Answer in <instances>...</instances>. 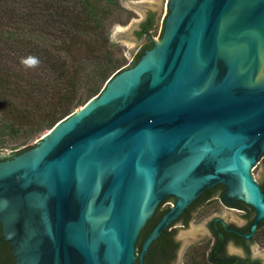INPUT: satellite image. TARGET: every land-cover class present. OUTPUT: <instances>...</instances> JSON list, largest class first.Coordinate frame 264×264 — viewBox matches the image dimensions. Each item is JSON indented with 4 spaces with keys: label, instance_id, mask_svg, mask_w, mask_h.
Instances as JSON below:
<instances>
[{
    "label": "water",
    "instance_id": "95a60500",
    "mask_svg": "<svg viewBox=\"0 0 264 264\" xmlns=\"http://www.w3.org/2000/svg\"><path fill=\"white\" fill-rule=\"evenodd\" d=\"M167 9L161 37L133 66L32 147L0 152V224L14 264H142L217 183L255 209L252 230L264 218L253 175L264 153V0H168ZM167 197L174 206L137 253ZM179 234L183 247L205 222Z\"/></svg>",
    "mask_w": 264,
    "mask_h": 264
},
{
    "label": "trees",
    "instance_id": "16d2710c",
    "mask_svg": "<svg viewBox=\"0 0 264 264\" xmlns=\"http://www.w3.org/2000/svg\"><path fill=\"white\" fill-rule=\"evenodd\" d=\"M125 1L137 0H0V149L16 155L32 147L28 141L98 95L153 47L154 13L140 23L136 34L144 43L130 63L111 40V29L134 17ZM161 215L157 209L141 230L137 253ZM162 238L164 233L150 244L142 264H155ZM0 264H14L1 224Z\"/></svg>",
    "mask_w": 264,
    "mask_h": 264
},
{
    "label": "flooded vegetation",
    "instance_id": "af4514ba",
    "mask_svg": "<svg viewBox=\"0 0 264 264\" xmlns=\"http://www.w3.org/2000/svg\"><path fill=\"white\" fill-rule=\"evenodd\" d=\"M260 160H264V153L258 163ZM256 181L264 192V181ZM225 193L223 183L205 189L162 231L164 238L154 256L155 264H264V239L260 238L264 235V218L252 230L255 209L241 199L226 197ZM175 202L174 197H167L156 210L163 215ZM226 213H233L238 221L226 219ZM196 218L205 219V235L182 247L183 236L179 232Z\"/></svg>",
    "mask_w": 264,
    "mask_h": 264
},
{
    "label": "rangeland",
    "instance_id": "374dc122",
    "mask_svg": "<svg viewBox=\"0 0 264 264\" xmlns=\"http://www.w3.org/2000/svg\"><path fill=\"white\" fill-rule=\"evenodd\" d=\"M168 0H137L125 1L124 5L131 9L134 17L125 25H115L110 32L111 40L116 43L123 50V55L127 59V64L132 60L133 54L144 43V38H139L136 32L139 30L140 23L145 20L149 13H154L156 20V27L153 32V39L158 40L161 36L162 25L165 17L168 14L167 9ZM77 108L75 111H77ZM50 131V130H49ZM49 131L44 132L39 137L28 141L29 145L35 144L44 137ZM11 145L10 143H8ZM2 153H10V148L0 149ZM264 171V160H260L254 170V177L259 180ZM199 228H203L205 219L197 218Z\"/></svg>",
    "mask_w": 264,
    "mask_h": 264
}]
</instances>
